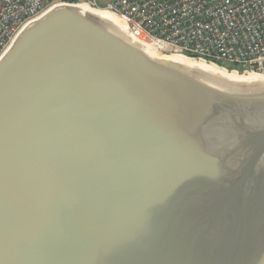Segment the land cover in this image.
<instances>
[{
	"label": "water",
	"instance_id": "obj_1",
	"mask_svg": "<svg viewBox=\"0 0 264 264\" xmlns=\"http://www.w3.org/2000/svg\"><path fill=\"white\" fill-rule=\"evenodd\" d=\"M173 56L253 74L87 2L19 29L0 55V264H264V74Z\"/></svg>",
	"mask_w": 264,
	"mask_h": 264
},
{
	"label": "built area",
	"instance_id": "obj_2",
	"mask_svg": "<svg viewBox=\"0 0 264 264\" xmlns=\"http://www.w3.org/2000/svg\"><path fill=\"white\" fill-rule=\"evenodd\" d=\"M59 0H0V55L29 20ZM87 2L100 7L99 0ZM139 39L238 71L264 74V0H110Z\"/></svg>",
	"mask_w": 264,
	"mask_h": 264
},
{
	"label": "bare ground",
	"instance_id": "obj_3",
	"mask_svg": "<svg viewBox=\"0 0 264 264\" xmlns=\"http://www.w3.org/2000/svg\"><path fill=\"white\" fill-rule=\"evenodd\" d=\"M83 9L88 10L89 7H87L86 5L81 6ZM100 12V14L105 18L108 19L109 21H111L114 25H116L120 30L125 31V26L118 20V18L111 14L108 13L106 11H98V13ZM146 52L151 55L154 56V53L149 51L148 49H146ZM175 62H178L180 64L183 65H187V66H191V67H196L198 69H201L202 71H205L207 73H211V74H215V75H221L227 78H231V79H238V80H258L260 79L259 75H256L255 73L248 75L247 77L245 76H239L237 77L234 73H226L225 71H222L221 69H218L215 67V65L212 64H205V63H198V62H193V61H188L187 59L181 57V56H173L171 57Z\"/></svg>",
	"mask_w": 264,
	"mask_h": 264
},
{
	"label": "crops",
	"instance_id": "obj_4",
	"mask_svg": "<svg viewBox=\"0 0 264 264\" xmlns=\"http://www.w3.org/2000/svg\"><path fill=\"white\" fill-rule=\"evenodd\" d=\"M110 0H99V6H104L105 3H107Z\"/></svg>",
	"mask_w": 264,
	"mask_h": 264
},
{
	"label": "rangeland",
	"instance_id": "obj_5",
	"mask_svg": "<svg viewBox=\"0 0 264 264\" xmlns=\"http://www.w3.org/2000/svg\"><path fill=\"white\" fill-rule=\"evenodd\" d=\"M60 1H67V2H69L68 0H59L58 2H60ZM101 8H102V6H100Z\"/></svg>",
	"mask_w": 264,
	"mask_h": 264
}]
</instances>
